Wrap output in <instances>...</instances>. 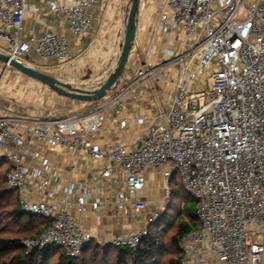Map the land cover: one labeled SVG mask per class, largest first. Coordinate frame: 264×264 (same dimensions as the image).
<instances>
[{
    "label": "built area",
    "instance_id": "obj_1",
    "mask_svg": "<svg viewBox=\"0 0 264 264\" xmlns=\"http://www.w3.org/2000/svg\"><path fill=\"white\" fill-rule=\"evenodd\" d=\"M101 1L47 2L81 38ZM27 8L26 0H0V52L32 67L33 56L69 61L67 35L23 36ZM157 29L167 43L151 48L95 107L64 116L0 113L6 185L22 212L49 221L24 243L60 245L70 257L93 240L137 248L164 204L143 225L108 238L96 237L73 210L111 205L140 217L148 173L160 169L166 198L179 174L197 201L199 227L181 236L180 264H264V0H164ZM165 79L173 87L166 108L131 117L126 101ZM131 123L132 138L100 139L109 124L124 132Z\"/></svg>",
    "mask_w": 264,
    "mask_h": 264
},
{
    "label": "crops",
    "instance_id": "obj_2",
    "mask_svg": "<svg viewBox=\"0 0 264 264\" xmlns=\"http://www.w3.org/2000/svg\"><path fill=\"white\" fill-rule=\"evenodd\" d=\"M47 1L26 0L28 8L25 13L23 36L26 37L31 34L40 36L47 30H56L65 34L72 42L71 59L62 63L57 60L41 62L33 56L35 67L74 86L90 90L99 87L106 80L111 69L114 68L120 55L131 0H103L96 3L92 8L91 29L88 35L81 38L76 37L69 31L67 21L61 14L53 13ZM58 1L71 2L72 0ZM163 2L164 0H140L136 38L121 77L131 74V70H134L138 63L145 62L150 58L151 48L159 51L160 47L167 43L157 29ZM98 77L103 79L96 83L95 79H98ZM30 78L27 83L33 88H39L43 94L53 90L46 84L32 77ZM166 83V79L161 80L159 83L151 82L149 89L144 91L141 100L128 99L126 103L129 106V115L133 117L136 113L146 112L147 109L150 111L156 107L165 109L173 95V87H167ZM72 99L73 107L69 112H79L77 110L81 109V105L76 102L77 99ZM43 107L45 105H33L32 103L28 107L25 105L23 109L17 112L0 108V113L7 111L19 116L32 117L43 114ZM49 107L52 106L49 105ZM131 125L133 131L116 132V125L109 124L100 139L105 140L106 138H116L118 136L132 138L135 131L133 123ZM114 132L117 133L116 136ZM52 158L55 159V155H52ZM71 159L68 157L66 162H71ZM154 179H156L157 184L159 183L157 189L153 187ZM163 185L161 170L151 169L148 173L146 188L142 192L149 199V203L143 210L141 218L133 212L118 213L111 205H107L106 208L100 210L89 209L85 215L75 208L73 213L96 237L108 238L115 234L126 233L144 224L143 218L153 212L154 207L150 203L155 199H159L158 196L161 195Z\"/></svg>",
    "mask_w": 264,
    "mask_h": 264
},
{
    "label": "rangeland",
    "instance_id": "obj_3",
    "mask_svg": "<svg viewBox=\"0 0 264 264\" xmlns=\"http://www.w3.org/2000/svg\"><path fill=\"white\" fill-rule=\"evenodd\" d=\"M131 74L134 75V70H131ZM30 79V77H26V75L22 74L13 66H6L5 62L0 61V108L17 112L23 109L25 105L26 107H28L33 103V105H45L42 110L44 115H48L50 113L56 114L57 116H64L68 113L70 114L69 110L73 107V99L71 97L63 96L57 93L55 90H49L43 94V92L39 90V88H33L31 85H29V83H27ZM102 79L103 78L98 77V79H95L96 83H98ZM102 99L103 98L86 101L85 103L83 100L77 99L76 102L81 105V109L77 111L82 112L95 107L102 102ZM49 105H51L52 107H49ZM4 159V157L0 156V189H2L3 187H7L4 182ZM153 187L154 189H157L159 187V183L157 184L156 179H154ZM171 188L173 191H175V195L172 194L173 192L171 191L170 195L166 198L164 194L165 190L162 189L161 191L163 193L161 192V195L158 196L159 199H155L150 203V205L152 204L154 207L153 211L157 209L160 203L164 204L165 207H167V213H162V220L160 219L162 214L158 217L161 221H163V223L165 222V225L162 227L161 225H159L161 222H158V225L156 226L155 224L152 229L153 233L158 235V239L162 245V248L164 249V252L166 253L165 257L159 260L160 264H166L167 260L171 256L178 255L174 254L175 252H177V248L174 244H172L170 240L171 235L175 232V227L178 224V213L182 211L185 201H187V207L190 208L194 207L196 200L195 196L191 195L184 188L179 174H176V176L171 181ZM15 204L16 197L15 195L11 194L3 198L2 202L0 201V216L4 218L3 234L6 236H21L25 237V239L35 238L39 234V230L42 227L41 220L34 219L28 221L27 218H23V220L19 223L14 222L12 216L9 215V212ZM97 245L99 246L98 251L93 248ZM107 245L113 244L109 242L100 243L96 240H93L87 247V252L83 253L80 256V259H83L84 257L86 264H99V259H104L106 260V262L108 259L109 264H112L111 261L114 255V247H110ZM168 252L172 254H169ZM95 257L97 260L94 259ZM0 259H3V256L0 255ZM57 263L58 253L53 252L49 264Z\"/></svg>",
    "mask_w": 264,
    "mask_h": 264
},
{
    "label": "trees",
    "instance_id": "obj_4",
    "mask_svg": "<svg viewBox=\"0 0 264 264\" xmlns=\"http://www.w3.org/2000/svg\"><path fill=\"white\" fill-rule=\"evenodd\" d=\"M3 163L5 164V179L4 182L6 184V173L8 170L7 160L4 159ZM7 186V185H6ZM172 194L175 191L172 190ZM9 194L15 195L16 204L13 205L9 215L12 216L14 222H21L23 218H27L28 221L40 219L42 222V227L39 230V233L49 224V221L41 216H36L32 214L24 213L20 210L18 206V195L15 191L10 190L8 187H3L0 189V201L8 196ZM175 195V194H174ZM172 201V198H171ZM185 201V200H184ZM187 201H185L186 203ZM183 206V209L180 213H178V224L175 227V232L171 235V242L177 248V252L174 254H178L171 256L166 264H180V259L183 255V250L181 247L180 239L181 236L197 227H199V220L196 215V204L195 200L194 207H187V203ZM167 213V207H165L163 213ZM169 215V214H167ZM163 214L161 216L162 220ZM184 217V218H183ZM186 217V218H185ZM175 218V217H174ZM177 218V217H176ZM159 218L152 223L149 227V234L143 240V242L137 248H128V247H117L114 245H107L114 247L113 249V257L112 264H160V259L165 257L164 249L158 239V235L153 233V226L158 222H161L159 225L162 227L165 225V222L161 221ZM167 219V218H166ZM4 226V218L0 216V255L3 256V259H0V264H49L52 253H58V263L57 264H86L85 259H80L83 253L87 252V247L90 245L87 244L82 250L80 256L70 257L65 254V251L62 247L52 244L48 245L44 249L33 248L28 249L24 243L25 237L21 236H6L3 231ZM57 248V249H56ZM98 251L99 246L93 247ZM56 249V250H55ZM169 253V252H168ZM172 254V253H169ZM95 260L96 257L94 258ZM99 264H109V260L99 259Z\"/></svg>",
    "mask_w": 264,
    "mask_h": 264
},
{
    "label": "water",
    "instance_id": "obj_5",
    "mask_svg": "<svg viewBox=\"0 0 264 264\" xmlns=\"http://www.w3.org/2000/svg\"><path fill=\"white\" fill-rule=\"evenodd\" d=\"M140 11V0H131L126 19L125 37L122 48L114 68L111 70L106 80L95 89H84L78 86L62 81L58 77L46 73L40 69L23 64L22 62L11 58L10 56L0 52V61L6 63V66H13L25 75L32 77L55 90L57 93L74 99L92 101L103 98L117 83L123 74L127 65L129 55L136 38L138 15Z\"/></svg>",
    "mask_w": 264,
    "mask_h": 264
}]
</instances>
